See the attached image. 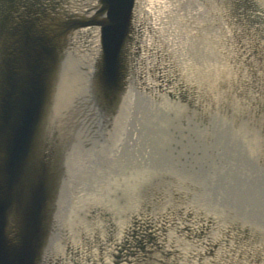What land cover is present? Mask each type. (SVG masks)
Listing matches in <instances>:
<instances>
[{
  "label": "rangeland",
  "instance_id": "374dc122",
  "mask_svg": "<svg viewBox=\"0 0 264 264\" xmlns=\"http://www.w3.org/2000/svg\"><path fill=\"white\" fill-rule=\"evenodd\" d=\"M6 1L0 55L12 28ZM136 12L137 93L115 118L100 111L76 237L52 238V247L64 264H92L98 245L111 234L120 242L137 217L151 220L172 264H264V0H137ZM51 117L35 159L49 153L52 168L63 141ZM76 184L52 185L45 221L63 233Z\"/></svg>",
  "mask_w": 264,
  "mask_h": 264
},
{
  "label": "water",
  "instance_id": "95a60500",
  "mask_svg": "<svg viewBox=\"0 0 264 264\" xmlns=\"http://www.w3.org/2000/svg\"><path fill=\"white\" fill-rule=\"evenodd\" d=\"M136 6L137 0H7L3 6L2 18L11 21L12 28L6 29L8 47L0 55V264H41V254L46 250L47 264H64V257L57 256L61 251L59 244L52 247L51 240L60 241L62 237L59 223L55 218L53 225L45 221L52 203V185L58 184L59 190L64 188L60 183V160L68 140L65 124L61 123L63 117H59L54 106L53 92L57 97L55 88L59 86L60 91L62 86L57 85L55 73L59 68L61 71L60 62L65 58L81 63L89 56L88 50L79 49L76 41L71 43L64 37L83 27L99 28V64L91 68L90 80L85 92L77 97L78 106L71 118L92 124V145L101 139L96 129L100 111L107 109L112 119L117 111L127 110L137 93L138 81L130 67L136 60L133 45L141 35L143 22L137 29ZM85 39L88 43L90 37ZM96 82L99 90L94 88L98 86ZM131 85L133 91L129 90ZM43 116L49 118V124L41 129ZM51 116L62 126L59 130L63 141L53 169L49 153L35 159L41 134L52 125ZM29 170L34 173L30 182L26 177ZM135 218V227L129 225L120 242H114L111 234L106 243L98 245V259L92 258V264H98L97 260H101L100 264H120L124 260L129 264L173 263L166 256L172 251L162 248L151 220Z\"/></svg>",
  "mask_w": 264,
  "mask_h": 264
},
{
  "label": "bare ground",
  "instance_id": "6f19581e",
  "mask_svg": "<svg viewBox=\"0 0 264 264\" xmlns=\"http://www.w3.org/2000/svg\"><path fill=\"white\" fill-rule=\"evenodd\" d=\"M135 23L137 29L142 27V21L139 18V16H137ZM86 37L87 38L90 37L88 43H87V39H85ZM64 38L68 42L71 40V43H74L76 41V43H78L79 49L84 48L86 51L87 50L89 51L88 58H84L81 63H76L77 60L75 59L71 61L70 57L65 58L63 62H60L62 63L61 71L59 68L58 73H55V78L58 79V81L56 82L57 85H62V86L60 91H59V86H56L55 88V90L58 89V91L56 92L57 97L53 92L54 106H56L55 108L59 113V117H63L61 123L65 124L64 126L66 128V133L68 134V140L65 141L62 150L63 158L60 160L61 162L60 171L63 175V177H61L60 183L64 185L63 192H66V187L69 184H74V183L76 184L77 181L79 183L74 185L71 191V195H73L74 200L76 199L78 201H72L74 203L69 208L65 216V221H68L66 223L68 228L64 231V233L62 228H60L59 230L61 236L67 235L69 237V240H71L72 236H75L76 233V232L74 233V231H76L75 225L77 223L74 224V222L78 221L77 218H79V215L77 216V214L79 213V210L83 212V209L85 207L83 202H81V200L85 196L84 192H86L88 186L94 182L93 181L90 183V179L94 177L92 172L95 168L94 160L92 156L94 155L93 152L97 149L96 146L98 143V141H94L92 142V145H90L91 144L90 135L92 136L94 134L90 127V125L92 126L90 122L84 120L78 121V120H74V118L73 119L71 118L76 113V107L78 105L75 104V101L77 97L86 90V86L88 85L87 82L90 80V76H91L90 75L91 68L94 67L96 68L97 64H99L96 58L99 51V42H100L99 28L83 27L80 29H76L70 35H67ZM93 62L95 64H93ZM145 74H147V72ZM147 76L148 75H146V77ZM124 77L126 78V76ZM146 80H147V87L151 89L150 95L156 97L155 100L161 98L160 95L158 94V88H156L155 83L149 78H147ZM96 83L98 86L94 88L99 90L100 85L98 84V82ZM128 83L129 81H126V84ZM129 90L133 91L132 85L130 86ZM46 124H49V118H45L43 116L40 124L41 129ZM60 162H58V167ZM33 174L34 173L31 170L27 171L26 173L27 181L29 182L31 181V178L34 177ZM93 202L98 203V201H93ZM81 215L82 213H80V216ZM17 220L18 219H16V221ZM11 230H13V226H11Z\"/></svg>",
  "mask_w": 264,
  "mask_h": 264
}]
</instances>
